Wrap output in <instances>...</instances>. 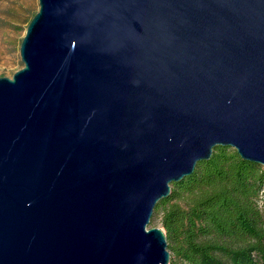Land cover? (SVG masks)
<instances>
[{
    "label": "water",
    "instance_id": "obj_1",
    "mask_svg": "<svg viewBox=\"0 0 264 264\" xmlns=\"http://www.w3.org/2000/svg\"><path fill=\"white\" fill-rule=\"evenodd\" d=\"M0 76V264H169L171 184L264 168V0H38Z\"/></svg>",
    "mask_w": 264,
    "mask_h": 264
},
{
    "label": "trees",
    "instance_id": "obj_2",
    "mask_svg": "<svg viewBox=\"0 0 264 264\" xmlns=\"http://www.w3.org/2000/svg\"><path fill=\"white\" fill-rule=\"evenodd\" d=\"M155 219L165 231L169 264H264V168L216 146L171 184Z\"/></svg>",
    "mask_w": 264,
    "mask_h": 264
},
{
    "label": "rangeland",
    "instance_id": "obj_3",
    "mask_svg": "<svg viewBox=\"0 0 264 264\" xmlns=\"http://www.w3.org/2000/svg\"><path fill=\"white\" fill-rule=\"evenodd\" d=\"M38 8V0H0V76L11 77L22 67L20 42ZM149 227H161L159 220L150 221Z\"/></svg>",
    "mask_w": 264,
    "mask_h": 264
}]
</instances>
